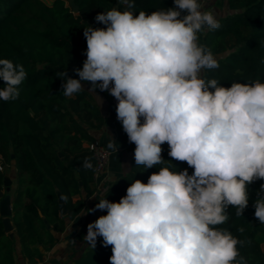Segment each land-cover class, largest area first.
Returning <instances> with one entry per match:
<instances>
[{
  "label": "clouds",
  "instance_id": "9594fccd",
  "mask_svg": "<svg viewBox=\"0 0 264 264\" xmlns=\"http://www.w3.org/2000/svg\"><path fill=\"white\" fill-rule=\"evenodd\" d=\"M126 7L98 13L102 28L89 26L79 79L62 72L63 95L84 91L82 82L114 97L116 116L128 142L135 145L137 167L157 172L147 182L134 179L118 202L101 188L90 211H104L87 225L83 237L95 249L97 238L111 247L110 264H248L240 248L246 241L222 227L229 208L242 217L249 186L264 180V82L233 81L222 86L203 73L219 67L200 34L221 27L208 0H173L174 7L136 14ZM27 79L22 64L0 59V100L16 101ZM193 169L174 170L163 159ZM110 139L107 147L118 151ZM84 169H92L89 159ZM96 198V197H95ZM254 216L264 225V184L253 201ZM237 231L242 235L244 228Z\"/></svg>",
  "mask_w": 264,
  "mask_h": 264
},
{
  "label": "trees",
  "instance_id": "16d2710c",
  "mask_svg": "<svg viewBox=\"0 0 264 264\" xmlns=\"http://www.w3.org/2000/svg\"><path fill=\"white\" fill-rule=\"evenodd\" d=\"M74 12L68 0H0V59L7 58L22 64L27 79L20 86L16 101L0 100V188L6 176L5 169L13 163L15 178L12 197L14 237L4 231L0 216V264H17L16 247L29 263L44 260L41 246L55 244L57 234L66 228V217L74 219L84 208L83 199L75 196L94 193L93 173L95 158L88 144L96 141L93 130L105 124L98 104L94 101L89 82L68 98L63 95L59 77L62 72L79 79L77 68L86 60L87 44L83 31L89 26L105 27L95 21L98 13L113 7L124 10L120 0H75ZM174 7L173 0H135L133 11L138 14ZM229 14L219 17L221 27L202 33L203 43L210 48L219 67L206 70L205 79H218L222 86L230 87L233 81L264 82V0H227ZM0 80V87H3ZM100 92L108 100V92ZM117 148L135 146L128 142L121 122L115 118ZM162 155L174 170L193 169L186 162L168 156V145H162ZM62 154V156L60 155ZM14 156V157H12ZM89 159L92 169H84ZM158 167H137L134 154L129 170L109 185L107 199L118 202L134 179L147 182ZM264 180L249 186V204L242 217L229 208L230 219L222 227L246 241L240 252L248 264H264V225L254 216L253 201ZM12 190V188H11ZM63 196L66 216L60 215L58 194ZM106 215L100 211L96 217ZM95 219V220H96ZM46 220L50 227L45 224ZM94 220V221H95ZM243 227L241 235L237 229ZM102 237L97 238L95 249L88 246L80 256L66 264H110L111 247H104Z\"/></svg>",
  "mask_w": 264,
  "mask_h": 264
},
{
  "label": "crops",
  "instance_id": "0c3cea01",
  "mask_svg": "<svg viewBox=\"0 0 264 264\" xmlns=\"http://www.w3.org/2000/svg\"><path fill=\"white\" fill-rule=\"evenodd\" d=\"M48 1V0H47ZM208 6L214 9L217 13V18L229 14L227 7V0H208ZM202 33L200 34V42L203 43ZM82 87L88 88L87 85L82 84ZM94 101L98 104L101 114L105 119V124L100 129L93 130L92 134L101 144L107 147L110 139L116 141L117 131L115 126L116 105L118 101L114 98L108 101L103 94L97 91H90ZM108 148V147H107ZM135 146L118 149V151L111 150V157L107 172L103 179L97 184L93 185L94 193L88 195L82 192L74 199L82 198L84 201L83 210L74 218L66 219L65 231L57 234L55 244L47 247L41 246L40 250L44 253V260L38 261L35 264H66L75 257L80 256L88 248V244L83 237L87 234V225L94 222L100 210L90 211L95 208L99 202V192L101 188H108L111 183L127 174L129 170L130 160L134 154ZM14 181V179H12ZM14 185H12L11 194L13 197ZM96 197V198H95ZM66 216V215H65ZM15 233V231H14ZM264 250V243L262 244ZM16 263L17 264H33L29 263L27 258H24L20 251V246L16 247Z\"/></svg>",
  "mask_w": 264,
  "mask_h": 264
},
{
  "label": "water",
  "instance_id": "95a60500",
  "mask_svg": "<svg viewBox=\"0 0 264 264\" xmlns=\"http://www.w3.org/2000/svg\"><path fill=\"white\" fill-rule=\"evenodd\" d=\"M69 5L71 6L72 10L74 12L78 11V6L75 3V0H68ZM62 156V154L60 153ZM14 157V156H12ZM5 167V164L0 162V168L3 169ZM13 181L9 176H5L4 182H3V188H0V216L2 217V222L4 226V231L10 235V237H14V231L15 226L12 222V194H11V188H12ZM59 204H60V215L65 216L67 214V208L65 205V201L63 199V196L59 193ZM45 221V224L47 227H50L49 223Z\"/></svg>",
  "mask_w": 264,
  "mask_h": 264
},
{
  "label": "built area",
  "instance_id": "2783aa9c",
  "mask_svg": "<svg viewBox=\"0 0 264 264\" xmlns=\"http://www.w3.org/2000/svg\"><path fill=\"white\" fill-rule=\"evenodd\" d=\"M95 158V170L93 173V185H97L105 176L109 165L111 150L98 140L88 144Z\"/></svg>",
  "mask_w": 264,
  "mask_h": 264
},
{
  "label": "rangeland",
  "instance_id": "374dc122",
  "mask_svg": "<svg viewBox=\"0 0 264 264\" xmlns=\"http://www.w3.org/2000/svg\"><path fill=\"white\" fill-rule=\"evenodd\" d=\"M48 1H51V0H48ZM5 174L9 176L11 179L15 178V168H14L13 163L7 166V168L5 169Z\"/></svg>",
  "mask_w": 264,
  "mask_h": 264
}]
</instances>
